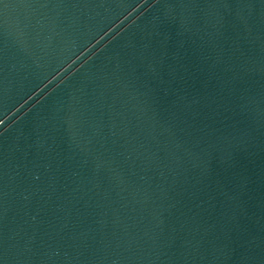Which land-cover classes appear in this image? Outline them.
<instances>
[{"label": "water", "instance_id": "1", "mask_svg": "<svg viewBox=\"0 0 264 264\" xmlns=\"http://www.w3.org/2000/svg\"><path fill=\"white\" fill-rule=\"evenodd\" d=\"M0 264H264V0H0Z\"/></svg>", "mask_w": 264, "mask_h": 264}]
</instances>
